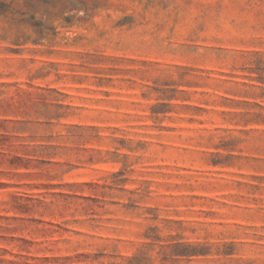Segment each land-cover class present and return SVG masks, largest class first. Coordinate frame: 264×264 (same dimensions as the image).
<instances>
[{
    "label": "rangeland",
    "instance_id": "1",
    "mask_svg": "<svg viewBox=\"0 0 264 264\" xmlns=\"http://www.w3.org/2000/svg\"><path fill=\"white\" fill-rule=\"evenodd\" d=\"M0 264H264V0H0Z\"/></svg>",
    "mask_w": 264,
    "mask_h": 264
}]
</instances>
